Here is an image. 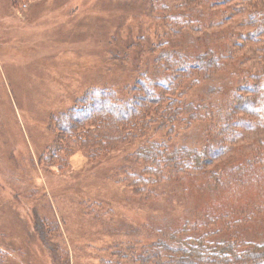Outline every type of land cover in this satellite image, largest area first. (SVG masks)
<instances>
[{"label": "rangeland", "instance_id": "374dc122", "mask_svg": "<svg viewBox=\"0 0 264 264\" xmlns=\"http://www.w3.org/2000/svg\"><path fill=\"white\" fill-rule=\"evenodd\" d=\"M130 1L0 0V264H51L25 221L23 202L30 197L39 200L48 220L59 224L52 242L65 252V264H123L117 252L128 246L151 244L159 237L169 240L175 236L177 243L193 240L205 232L209 219L218 220L216 231L220 233L222 223L231 222L233 217L237 225L228 228L234 234L243 240L264 242L263 154L259 155L263 160L260 166L241 159L224 172H211L220 174L215 178L222 184L219 190V184L204 180V175L196 178L198 183L179 175L166 184L180 191L178 198L169 199L161 189L160 201L149 207L142 206L121 182L123 174L117 164L123 159L122 147L127 146L111 152L108 161L104 156L90 161L80 147L66 146L57 138L59 125L49 123L50 117L66 111L74 115L75 109L91 101V88L112 89L116 94L112 100L129 96L131 90L126 89L136 80L132 53L126 51L125 44L135 41L139 33L142 42L148 43L145 47L156 42L155 30L163 28L175 44L185 43L184 19L174 33L159 17H150L145 0ZM207 1L212 2L206 5L212 10L205 21L211 20L210 26L202 34L195 32L194 24L195 33L189 32L191 27L186 30L190 44L199 41L203 46L206 42L200 37H206L207 46L213 47L215 32L221 30L220 37L236 41L237 67L254 73L264 61L258 55L264 38L260 37L258 44L251 40L253 28L241 8L263 11L264 0H252L250 6L235 0ZM219 53L224 54L221 47ZM126 54L120 61L114 57ZM154 56L149 55V61ZM159 135L156 138L160 139ZM251 139H256L255 144L249 150L242 149L245 156L264 142V128L235 144ZM184 141L197 147L203 140L197 133L193 141L188 137L177 143ZM52 153L56 155L50 162ZM226 157L213 164L225 162ZM170 201L172 205L167 207ZM184 225L187 227L179 233ZM229 235L225 231L224 240Z\"/></svg>", "mask_w": 264, "mask_h": 264}, {"label": "trees", "instance_id": "16d2710c", "mask_svg": "<svg viewBox=\"0 0 264 264\" xmlns=\"http://www.w3.org/2000/svg\"><path fill=\"white\" fill-rule=\"evenodd\" d=\"M235 1L248 6L254 3L252 0ZM130 2L135 4L138 0ZM145 3L150 17H159L164 27L174 33L179 31L184 19L185 43L175 44L172 35L163 28L155 30L156 42L145 47L148 43L142 42L144 38L139 33L135 41L125 44L126 51L132 53L131 69L136 80L129 88L125 86L126 90H131L129 96H116L112 100L115 94L112 89L102 86L91 88V101L73 111L76 117L66 111L50 117L49 123L59 125L57 138L60 142L80 147L90 161L103 156L108 157V161L112 158L109 156L111 152L119 146H127L122 147L123 159L117 164L120 174H123L121 182L132 190L142 206L151 207L160 201L163 194L169 199L173 196L178 198L180 191L166 187V184L179 175L192 183H198L196 178L204 175V180L219 184V190L222 184L215 178L220 174L211 172H224L232 164L240 163L241 159L254 167L261 165L263 141L251 155L247 153L246 156L242 149L249 150L256 139L240 146L235 143L243 136L264 128V61L254 73H251L252 69H239L240 61L234 56L236 41L233 37H220L221 30L215 32L217 38L212 41L213 47L207 46L206 37H200L206 42L203 46H199V41L197 45L190 44L192 39L186 30L191 27L189 32L202 34L210 26L211 20L205 21L212 16V10L206 5L212 2L145 0ZM243 9L242 6L241 11L245 12L246 21L253 28L250 38L258 44L260 37L264 38V10ZM219 47L224 54L219 53ZM258 48L262 50L258 52L259 57L264 59V44ZM153 54L155 56L149 61L148 56ZM114 57L120 61L127 54ZM159 133L160 139L156 138ZM197 133L203 140L199 146L187 141L177 143L179 139L188 137L193 141ZM54 154H49L50 162ZM225 155V162L213 164ZM29 161L32 164V158ZM20 168L23 170L22 166ZM46 189L50 190V187ZM38 205L37 198H25V221L46 250L50 263L65 264V252L55 248L52 242L57 237L59 224L48 220ZM170 205L171 201L167 207ZM209 221L210 225L203 229L205 232L193 240L177 243L173 236L169 240L159 237L147 245L132 244L117 252L119 260L123 264H264V242L243 240L234 234V230L228 227L237 225L235 218L222 223V235L216 231L218 220ZM186 227H179V233ZM225 231L230 234L226 240Z\"/></svg>", "mask_w": 264, "mask_h": 264}]
</instances>
